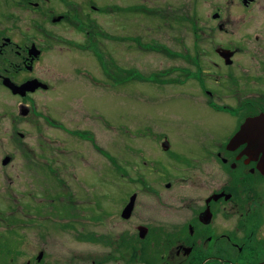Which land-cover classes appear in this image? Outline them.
<instances>
[{
	"label": "flooded vegetation",
	"instance_id": "af4514ba",
	"mask_svg": "<svg viewBox=\"0 0 264 264\" xmlns=\"http://www.w3.org/2000/svg\"><path fill=\"white\" fill-rule=\"evenodd\" d=\"M5 1L15 2L28 13H43L55 25L68 23L87 42L58 36L35 19L27 29H18L22 18L14 14L9 18L16 29L9 25L0 28V88L6 98L3 94L0 97L15 101L12 109L0 110V142L14 150L0 157V171L8 182L6 188L0 187V264H264L262 17L256 15L254 29L243 31L229 43L212 39L213 29L202 30L211 41L205 51L197 46L175 50L159 39H146L136 46L142 54L165 53L171 61L183 56L184 65L175 62L156 73L192 79L191 93L200 98L189 100L204 108L195 113L199 119L187 118L194 127L190 132L196 146L176 150L167 132L155 135L145 129L140 136L130 133L147 139L145 142L134 137L121 148L113 140L106 169L110 171L111 189L100 196L101 120L115 136L114 120L101 116L100 89L104 86L112 94L116 85L130 87L136 73L132 64L120 66L113 51L103 50L114 32L106 35L94 13L107 15L104 12H115L117 5L101 12L94 0H60L66 8L57 12L41 8L51 0ZM238 1L247 9L259 5L258 0L247 5ZM129 10L128 5L124 13L128 15ZM141 10L147 12L143 7ZM227 15L220 6L212 16L221 22L217 31L226 35L230 32L225 23ZM248 23L243 19L238 25L249 27ZM193 33L199 37L200 32ZM125 41L132 42L131 36L126 35ZM54 43L86 52L96 64L89 60L71 69L64 66L61 110L43 112L38 110L36 96L56 90L37 70L47 53L54 50ZM204 58L208 61L203 62ZM240 58L243 62H237ZM158 77L150 82L164 88L167 84L156 82ZM29 83L40 86L23 88ZM49 129L63 133V137L48 138ZM242 129H246L245 134L233 142ZM47 143L58 149H45ZM38 146L45 149L40 157ZM38 166L44 168L39 175L50 174L61 181L60 189L46 197H50L49 204L57 203L56 213L63 225H33ZM25 173L29 182L27 189L21 190L18 181ZM90 185L92 191L88 190ZM21 214L29 220L28 225L21 221ZM52 227L62 239L73 236L79 244L76 253H25L30 239L26 230L34 233L45 228L41 241L49 245L55 233ZM88 244L93 247L87 248Z\"/></svg>",
	"mask_w": 264,
	"mask_h": 264
},
{
	"label": "rangeland",
	"instance_id": "374dc122",
	"mask_svg": "<svg viewBox=\"0 0 264 264\" xmlns=\"http://www.w3.org/2000/svg\"><path fill=\"white\" fill-rule=\"evenodd\" d=\"M94 1L101 8V12L109 5H117V10L115 12L109 13L104 10L106 11L104 13L107 15L94 13L102 29L105 30L106 35L110 32L115 33L112 34V40L104 42L105 47L103 50L113 51L120 66H126V63L132 64L133 72H136L135 74L133 73L134 78L130 87L116 85V89L112 94H110L109 91L104 90V86H101L100 89V111L101 116L103 117L102 119L108 121L113 119L115 122L113 127L115 129L114 136L112 131L109 132L107 127H103V120H101L100 141L102 150L99 156L100 175L98 178L99 187L97 189L101 196V194L109 193L107 191L111 189L110 171L106 169L108 168L107 156L110 149L113 147V140L116 143V147L121 148L125 146L127 141H133L135 138H138V141L145 142L147 139H140V137L135 136L134 138L130 135L131 133L140 136L142 130L145 129L148 131L152 130L155 135L159 134L158 131L167 132L174 143L176 150L187 151L194 149L196 146L195 140L193 139L194 133L190 132L194 127L193 125H190L188 119L194 117L197 111H201L204 108L202 106L199 107L196 103L189 100V97L193 100L194 98L196 100L200 98L197 94L191 93L194 91V83L192 79L186 81V79H181V75L176 73L169 72V77H164L156 73L160 69H167L175 62L180 64V66L184 65L182 60L184 59L183 56H181V60L176 59L177 61H171L165 53L160 54L159 52H148V54H142L136 46L142 45V43L147 41L152 42L153 40L159 39L161 44L164 43V45L173 47L175 50L182 51L185 46L192 50L193 46H197L205 51L208 48L207 46L211 44V41L207 40V37L202 33V30L209 31L212 29L214 30L212 39L229 43L228 41L230 39L237 40L243 34V31H252L254 29L253 24H255V22L252 20L256 19V15L262 17L261 19L264 20V0H258L259 5L253 6L249 9L243 7L238 0ZM141 4H146L147 7ZM128 5L130 6V10L127 15V13H124V8ZM42 6L43 7L41 8L44 10L55 9L57 12H62L66 8L60 0H51ZM220 6L223 7L224 14H228L227 18H225V20L227 19L225 23L227 25L229 24L228 29L230 32L227 35L217 31V25L221 22L212 19V16ZM141 7L147 12L142 11ZM11 14L22 18L21 22L17 24L20 25V28L18 29H27L30 20L35 19L37 24H43L45 28L52 30L58 36L77 42H87V38L78 34V32L68 23L55 25L47 21L43 13H28L19 9L15 2L8 3V1L0 0V28H6L9 25L16 29L17 25H13L11 17L9 18V16H12ZM243 19L247 20V23L250 21L248 23L250 24L249 27L238 25V23L241 24ZM36 30L38 31L39 29L36 28ZM195 31L200 32L198 34L199 37L195 35L196 33H193ZM37 35L38 39H41L39 36L40 34L38 33ZM126 35L131 36L132 42L128 41V43H126ZM179 41H181V43H179ZM53 45H55L54 50L47 53L48 55L42 59L37 70L38 75L44 79L50 80L55 87L54 90H56L52 94L42 93L36 96L39 105L38 110H44L43 112L48 109L58 112L61 110L60 106L62 97L60 90L62 89V82L64 81V66L71 69L78 65L77 63L87 62L89 60L93 61V64H96V60L94 58L91 59L90 55L86 52L80 53L76 50L61 48V46L66 47V45L63 44L56 45L54 43ZM153 46L154 45H150L149 47ZM149 50L152 51L154 49ZM202 61L207 62L208 59L204 58ZM212 61L215 60L212 59ZM239 61L243 62V58L237 59V62ZM196 72H198V70H196ZM156 76H159L158 79L155 80L156 82L167 84L164 88L159 87L154 81L150 82V79H155ZM171 81L172 84H170ZM1 94H3L4 97L6 96L5 91L2 88H0V96ZM14 104L15 101L13 99L2 101L0 97V110H5V108L6 110H10L12 109L11 105ZM195 118L199 119V116L196 115ZM46 136L48 138H62L63 133L49 129ZM37 139L39 141V136H37ZM44 147L45 149L47 147H52L53 150L58 149L57 145H52L50 143H47ZM45 149L38 146L37 150L39 152V157L41 152L44 154ZM7 152H14V150L8 143L3 141L0 142V157ZM48 154H52V151ZM55 157L57 158L60 156ZM38 169H40V171H38L34 185L37 197V217L35 219L36 223L33 225H63V222H61V219L59 218L60 215L56 213L55 208L58 207L57 203L52 202V204H49L50 197H46L48 192H52L53 194L56 188L60 189L61 181L59 178L50 174L44 173V176L39 175L44 168L38 166ZM4 175L5 173L0 171V187H2V189L6 188L8 183ZM28 179L29 176L25 173L22 175L21 180L18 181L21 190L27 189L29 182ZM88 188L89 191L93 190L91 185ZM48 206L49 208H47ZM21 221H26V225H28L29 220L24 218L22 214ZM53 231L56 234H53L52 244L48 245L41 241L47 232L45 228L36 229L34 233H29V230H26V237L30 239L27 243L28 245L25 246V253L33 254L41 250L54 254H59L62 251H66L65 253H76L79 244L73 239L72 235L65 237V240L60 238L63 237L60 235V232H57L55 229ZM85 246L87 248L93 247L91 244Z\"/></svg>",
	"mask_w": 264,
	"mask_h": 264
},
{
	"label": "water",
	"instance_id": "95a60500",
	"mask_svg": "<svg viewBox=\"0 0 264 264\" xmlns=\"http://www.w3.org/2000/svg\"><path fill=\"white\" fill-rule=\"evenodd\" d=\"M244 1V3L247 5V4H249V3H251V2H253V0H243ZM39 54V52L38 51H36V55H38ZM34 86L33 88H35V87H37V86H40V84H38V85H35V83H29V84H27V85H25V86H23V88H28L29 86H32V85ZM32 88V90H34ZM250 125V123L248 124V126ZM246 129H242V131L238 134V135H236V137L234 138V140H233V142H236V141H239L240 140V137L241 136H243L244 134H245V131ZM232 142V143H233Z\"/></svg>",
	"mask_w": 264,
	"mask_h": 264
}]
</instances>
